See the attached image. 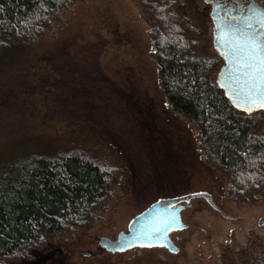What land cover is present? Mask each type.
I'll return each mask as SVG.
<instances>
[{
  "label": "rangeland",
  "instance_id": "1",
  "mask_svg": "<svg viewBox=\"0 0 264 264\" xmlns=\"http://www.w3.org/2000/svg\"><path fill=\"white\" fill-rule=\"evenodd\" d=\"M166 1L179 4L194 31V58L218 60L203 1ZM148 20L139 0H75L43 38L19 44L0 61V173L32 156L75 153L116 175L91 228L57 235L0 264L264 260V193L236 197L226 174L207 162L195 126L171 109L152 59ZM200 193L220 211L193 199L182 212L187 229L170 236L177 254L164 247L122 253L98 247L99 239L127 232L159 199Z\"/></svg>",
  "mask_w": 264,
  "mask_h": 264
},
{
  "label": "trees",
  "instance_id": "2",
  "mask_svg": "<svg viewBox=\"0 0 264 264\" xmlns=\"http://www.w3.org/2000/svg\"><path fill=\"white\" fill-rule=\"evenodd\" d=\"M74 1L0 0V61L19 44L43 38ZM139 1L149 16L151 55L171 109L195 126L207 162L226 174L232 193L255 200L264 193V134L256 133L264 127V111L246 114L231 105L217 84L218 61L194 58V31L177 2ZM115 176L75 153L32 156L10 174L3 170L0 262L57 235L91 228Z\"/></svg>",
  "mask_w": 264,
  "mask_h": 264
},
{
  "label": "snow or ice",
  "instance_id": "3",
  "mask_svg": "<svg viewBox=\"0 0 264 264\" xmlns=\"http://www.w3.org/2000/svg\"><path fill=\"white\" fill-rule=\"evenodd\" d=\"M214 24L217 44L228 64L225 86L232 102L249 113L255 107L264 108V9L255 4L247 11L243 7L237 10L221 6ZM170 223L171 218H162L143 235L149 240L156 239L167 231Z\"/></svg>",
  "mask_w": 264,
  "mask_h": 264
},
{
  "label": "water",
  "instance_id": "4",
  "mask_svg": "<svg viewBox=\"0 0 264 264\" xmlns=\"http://www.w3.org/2000/svg\"><path fill=\"white\" fill-rule=\"evenodd\" d=\"M262 0H256L254 2L255 6L258 9H263ZM249 10V9H248ZM247 11V10H246ZM219 12L218 5L214 6L212 17L215 18L216 14ZM214 48L221 54V50L217 44V37L215 35L214 29ZM222 57H224L221 54ZM227 73H228V64L225 61V65L222 66L218 72L217 84L218 87L224 92L225 96L230 101L231 105L238 110L243 111L246 114H251L255 110H263L264 108L255 107L252 112H245L242 108H238L232 102L229 89L225 86L227 84ZM196 198H204L213 209L220 211V209L214 203L212 197L206 193H200L196 195H190L185 197L177 198H166L159 199L158 201L152 203L146 210L137 215L128 226L127 232H121L115 240L110 238L103 237L98 241V247L101 250L110 253H122L127 250L141 247V248H151V247H164L169 252L177 254L179 248L174 244L171 239V233L177 231H183L187 229V225L182 220V212L190 207L191 201ZM185 202V204H183ZM171 218L170 226L167 231L156 239L149 240L144 233L151 231L154 225H158L160 219ZM264 224V220L260 221V225ZM137 237H139L137 239ZM142 245H151V246H142ZM90 253H86L89 255Z\"/></svg>",
  "mask_w": 264,
  "mask_h": 264
},
{
  "label": "flooded vegetation",
  "instance_id": "5",
  "mask_svg": "<svg viewBox=\"0 0 264 264\" xmlns=\"http://www.w3.org/2000/svg\"><path fill=\"white\" fill-rule=\"evenodd\" d=\"M202 1L204 3V14H205L206 20L213 27L212 28V36L214 33V29H215L214 18L212 17L214 6L218 5L219 10H220L221 6H223L224 8H232V9H237V10L240 9L241 7H243L246 11L249 9L250 5L254 4V2H256V0H202ZM261 2L263 4V9H264V0H262ZM237 14H239V11H237ZM213 47H214V36H213ZM216 52H217L218 57H219L218 60L222 61L223 65H225L224 57H222L221 54L217 50H216ZM222 66H221V68H222Z\"/></svg>",
  "mask_w": 264,
  "mask_h": 264
}]
</instances>
